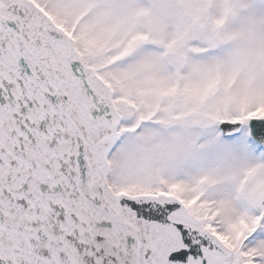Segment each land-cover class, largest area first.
<instances>
[{"label":"snow or ice","instance_id":"obj_1","mask_svg":"<svg viewBox=\"0 0 264 264\" xmlns=\"http://www.w3.org/2000/svg\"><path fill=\"white\" fill-rule=\"evenodd\" d=\"M0 264H264V0H0Z\"/></svg>","mask_w":264,"mask_h":264}]
</instances>
